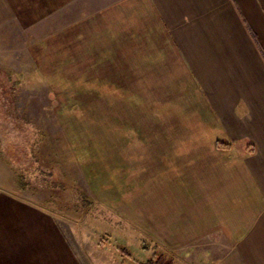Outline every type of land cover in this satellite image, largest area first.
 <instances>
[{
  "label": "crops",
  "instance_id": "obj_1",
  "mask_svg": "<svg viewBox=\"0 0 264 264\" xmlns=\"http://www.w3.org/2000/svg\"><path fill=\"white\" fill-rule=\"evenodd\" d=\"M76 1L0 0V29L51 88L79 81L130 111L115 129L136 226L172 253L223 236L214 264H264V0H80L46 24Z\"/></svg>",
  "mask_w": 264,
  "mask_h": 264
},
{
  "label": "rangeland",
  "instance_id": "obj_2",
  "mask_svg": "<svg viewBox=\"0 0 264 264\" xmlns=\"http://www.w3.org/2000/svg\"><path fill=\"white\" fill-rule=\"evenodd\" d=\"M79 3L46 24L75 16ZM19 33L0 29V264H139L153 254L170 264L230 258L223 236L172 253L143 234L129 211L137 174L132 165L128 170V141L115 129L130 111L113 106L117 94L79 81L52 78L51 88L33 70Z\"/></svg>",
  "mask_w": 264,
  "mask_h": 264
},
{
  "label": "trees",
  "instance_id": "obj_3",
  "mask_svg": "<svg viewBox=\"0 0 264 264\" xmlns=\"http://www.w3.org/2000/svg\"><path fill=\"white\" fill-rule=\"evenodd\" d=\"M128 254V252H126ZM164 256H157L155 254H153L149 259L143 261V262H139V264H170V263H167L163 260H165L164 258H162ZM159 259H162L163 263L159 261Z\"/></svg>",
  "mask_w": 264,
  "mask_h": 264
}]
</instances>
